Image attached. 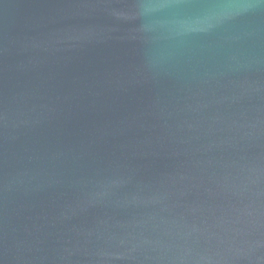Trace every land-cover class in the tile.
I'll return each mask as SVG.
<instances>
[{
	"label": "water",
	"instance_id": "water-1",
	"mask_svg": "<svg viewBox=\"0 0 264 264\" xmlns=\"http://www.w3.org/2000/svg\"><path fill=\"white\" fill-rule=\"evenodd\" d=\"M0 264H264V0H0Z\"/></svg>",
	"mask_w": 264,
	"mask_h": 264
}]
</instances>
